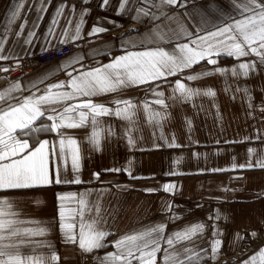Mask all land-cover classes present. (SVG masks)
I'll return each mask as SVG.
<instances>
[{
    "label": "crops",
    "instance_id": "obj_1",
    "mask_svg": "<svg viewBox=\"0 0 264 264\" xmlns=\"http://www.w3.org/2000/svg\"><path fill=\"white\" fill-rule=\"evenodd\" d=\"M122 2L109 0L105 6L102 0H0V57H6L0 58V64L31 58L62 45L66 29L73 36L75 26L81 27V38L65 43L73 46L71 55L33 67L17 79L0 76V94L4 96L0 99V108L17 105L29 96L38 97L52 84L60 82L64 87L52 91L70 92L69 80L130 51L158 47L175 51L177 43L188 42L187 38L173 36L171 30L178 31V25H183L195 38L197 34L204 36L214 31L215 26L225 23L229 14L241 18L232 12L229 0H179L175 7L160 9L154 6L159 0H128L124 9L120 7ZM141 7L150 9L159 19L145 16L133 19ZM169 16L175 20H169ZM94 26L107 31L90 36ZM154 30L166 33L165 40L158 39ZM76 57L81 58L79 62L70 63ZM214 58L215 66L204 60L174 76L100 96H78L53 106L62 110L68 104L91 99L114 113L116 108L124 107L116 101L130 100L136 105L131 119L115 114L97 117L98 148L89 140L93 131L90 120L82 128L65 130L78 140L80 168L72 171L70 157L66 161L53 157L50 175L59 168L62 180L79 176L80 184L0 191V200L7 199L11 203L9 211L15 213L7 218L16 220L17 227L47 229L45 235L31 237L33 243L22 251L44 258L43 264H102L105 256L117 252V240L160 224L165 225V237L192 225L205 226L191 240L174 245L176 250L190 249L189 255L198 253L199 264H242L264 248V168L255 166L257 160L264 159V64L255 56L237 59L221 54ZM240 63H255L257 67L244 76L238 68ZM215 67H236L240 74L220 75L214 72ZM202 70L213 74L195 81L184 79ZM177 80L201 91L210 88L216 95L185 100L174 92ZM16 84L19 90L14 88ZM154 91L163 92V96L157 97ZM157 98L163 99L165 105L153 103ZM153 111L162 113L163 118L150 119ZM50 123L46 117L41 118L35 127ZM18 138L27 139L30 147L37 146L39 141L58 140L56 133L43 131ZM172 143L178 146H169ZM249 163L254 166L233 168V165ZM95 173L99 174L98 178ZM166 184L174 188L166 192L163 190ZM80 193L87 194L90 210H85L86 222L99 220L96 229L109 233L102 241L105 246L91 252L80 249L78 239L77 243L65 242L59 228L60 204H64L66 216L69 210L78 212ZM57 194L76 196L60 201ZM79 221L77 215V227L73 230L77 237ZM216 239L222 245L213 259L211 244ZM160 245L156 264H165V256L173 252V246L167 245L164 239ZM53 253L59 257L57 261L48 259ZM130 259L131 264H139L138 260Z\"/></svg>",
    "mask_w": 264,
    "mask_h": 264
},
{
    "label": "snow or ice",
    "instance_id": "obj_2",
    "mask_svg": "<svg viewBox=\"0 0 264 264\" xmlns=\"http://www.w3.org/2000/svg\"><path fill=\"white\" fill-rule=\"evenodd\" d=\"M109 0H102V5H107ZM232 12L241 18L229 14L225 23L215 26L214 31L207 32L206 35H196L187 31L183 25H178V31L173 29V36L177 39L184 37L188 39L186 43H177L176 50L169 52L164 48L158 47L154 50H145L138 52H127L125 55L115 57L111 63L102 67L94 68L92 71L74 77L68 82L72 91L53 92L52 89L63 88L64 83L52 84L47 91L35 97L29 96L17 105L9 104L7 109L0 108V191L27 189L34 186H44L61 183L80 184L82 181L79 176L72 180H62L60 178V169L55 168L50 175V161L53 157L67 160L71 159V168L73 172L79 171L80 168V147L77 138L65 130L79 129L84 127L89 120L93 125V131L89 137L90 143L94 147L100 145V132L97 130L99 121L97 117L115 114L123 119H131L134 114L133 109L136 105L130 100L116 101L123 104V108H116L115 112L111 108L100 103H94L91 99L78 104H68L58 110L54 105H63V102L72 100L78 96L93 97L107 93L115 92L117 89L124 87L139 86L151 81L174 76L185 70L192 69L194 65L206 60L208 65H217L214 57L226 54L229 57L237 59L241 57L255 56L259 58L261 64H264V0H229ZM128 0H123L120 7L124 9ZM179 0H159L154 6L158 9L164 6H177ZM180 6H183L182 4ZM63 6H61V9ZM61 10H58V12ZM83 15V13H82ZM161 15H167L161 12ZM141 16L150 17L152 20L159 19L150 9L143 7L137 9V15L133 17L139 20ZM169 20H175V17L169 16ZM231 20L232 23H228ZM57 21L54 19L53 24ZM71 23V22H69ZM23 27V26H22ZM158 27V26H157ZM51 32L52 30L49 29ZM103 27L94 26L89 35H98L106 32ZM80 24L75 26V35L70 36L67 29L64 32L65 39L61 40L62 44L71 40H78L80 35ZM155 36L160 40H165L166 33L154 30ZM34 35V33H29ZM167 42H170V38ZM6 58V57H0ZM81 58L76 57L71 62H79ZM257 65L255 63H240L238 68L242 74L247 76L250 71H254ZM7 71V69H4ZM215 73L224 75L231 72L233 76L240 73L236 67L231 69L215 67ZM210 71H200L189 74L184 77L187 81H195L203 76L212 75ZM71 76V73H68ZM42 82V81H41ZM35 87V84H33ZM19 90V85H14ZM174 92H178L180 97L185 100H191L194 96L204 95L214 97L216 93L212 89L201 91L189 87L186 83L177 80L175 82ZM154 95L162 97L163 92H155ZM0 99H4L0 94ZM15 99V97H13ZM153 103L164 106L165 101L157 98ZM148 109V105H145ZM86 110V111H85ZM52 113V114H48ZM50 124L42 127H35L36 121L45 118ZM156 117L163 118V114L152 112L150 119ZM191 122L189 121V124ZM49 132L56 133L58 140L39 141L35 147H30L27 139L23 137L31 132ZM129 143H132L131 138ZM169 146H178L174 143ZM249 149V152H252ZM4 161H8L5 163ZM247 165H233V168L253 167ZM264 168V159L257 160L256 165ZM109 171H120V169H110ZM97 178L98 173L94 174ZM134 179L136 177H133ZM174 188V185L166 184L163 190L168 192ZM147 191H153L148 189ZM78 204L79 211L69 210L66 216L65 206L63 203L59 206V228L64 234L65 242L77 243L80 249L91 252L105 245L102 241L109 234L104 231H98L96 225L99 220L86 222L85 210L88 209L86 193H80ZM76 194H57L58 200L64 201L69 198H75ZM11 203L7 200H0V264H43L44 258L33 257L24 251L27 245L33 243L30 239L34 236L45 235L47 229H20L17 227V221L7 217L15 215L9 211ZM99 211V209H96ZM80 217L79 233L73 231L77 227L75 222L76 216ZM69 219L72 222H69ZM203 224L192 225L183 232L173 233L165 237V225L160 224L146 231L125 236L115 242L117 252L109 253L103 258L102 264H131V259H136L139 264H156L157 253L161 251L160 240L164 239L167 245L173 246V252L165 256V264H199V254L189 255L190 249L183 251L176 250L174 245L182 240H191L198 233L204 231ZM218 234V233H217ZM255 233L252 236L255 237ZM243 239V237H239ZM7 241V242H5ZM222 245L219 239L213 240L211 244L212 258L215 259ZM139 253V256L136 255ZM50 261H57L59 257L53 253L49 258ZM264 264V248H261L255 255L249 257L242 264Z\"/></svg>",
    "mask_w": 264,
    "mask_h": 264
},
{
    "label": "built area",
    "instance_id": "obj_3",
    "mask_svg": "<svg viewBox=\"0 0 264 264\" xmlns=\"http://www.w3.org/2000/svg\"><path fill=\"white\" fill-rule=\"evenodd\" d=\"M73 52V46L70 44H62L56 46L53 49L38 52L31 58L21 59L18 61L10 62L8 65H0V71L2 75L8 77V79H17L28 70H31L36 66H43L51 62H56L71 55ZM4 69H7L5 71Z\"/></svg>",
    "mask_w": 264,
    "mask_h": 264
},
{
    "label": "rangeland",
    "instance_id": "obj_4",
    "mask_svg": "<svg viewBox=\"0 0 264 264\" xmlns=\"http://www.w3.org/2000/svg\"><path fill=\"white\" fill-rule=\"evenodd\" d=\"M33 57V56H32ZM28 59V58H27ZM19 60H21V59H19ZM14 61H18V60H8V61H5V62H3V63H1L0 65H8L10 62H14ZM29 71V70H28ZM0 76H2V77H5V78H7L8 79V77L7 76H5V75H2V73H1V71H0Z\"/></svg>",
    "mask_w": 264,
    "mask_h": 264
}]
</instances>
